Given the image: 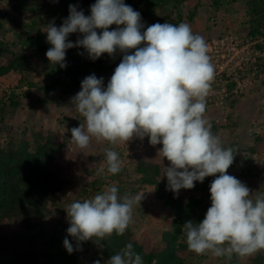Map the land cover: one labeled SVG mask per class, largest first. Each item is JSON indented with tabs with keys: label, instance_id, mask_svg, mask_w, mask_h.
<instances>
[{
	"label": "rangeland",
	"instance_id": "374dc122",
	"mask_svg": "<svg viewBox=\"0 0 264 264\" xmlns=\"http://www.w3.org/2000/svg\"><path fill=\"white\" fill-rule=\"evenodd\" d=\"M128 1L124 0V3L129 4ZM93 3L95 0H0V151H15L22 138L30 144L35 141L47 143L54 149L51 170L64 182L56 197L61 201V207L50 200L39 206L43 214L34 217V226L38 225L32 230L23 228L18 222L0 223V241H5L0 244V263L8 264L28 249L20 241L17 243L22 233L39 257H43L40 264H56L62 255L68 263L77 264L80 259L81 264H94L96 260L105 264L108 259L103 242L109 237L77 242L67 234L70 225L63 210L77 195L82 194V200L90 199L115 185L120 196L128 193L143 195L140 206H134V222L125 231L127 242L143 252L164 254L169 248L174 249V253L188 264H264V249L243 258L233 255L231 260L214 257L210 252L197 255L187 249L183 225L179 231L175 230V222L183 212H192V218H204L210 207L209 185L214 176L206 177L202 183L194 182L193 189H181L176 195L167 190L164 176L170 162L160 157L158 149L161 145H150L147 137L116 145L93 138L85 149L71 141L70 129L84 122L70 103L80 86L71 83L64 71L49 63L45 56L48 48L36 55V46L47 42L45 31L49 23L54 22L59 27L68 17L70 4L76 5L77 10H83L87 16ZM138 6L132 8L141 14L145 29L154 23H173L168 21V15L174 17L177 14L179 17L173 24H189L205 41L216 36H208L211 29L222 32L227 27L243 36L262 39L261 46L264 47V27L258 34L249 35L253 26L250 21L254 19L248 12L251 9L249 0H186L179 4L174 0H145ZM112 26L117 27L111 25L109 30ZM81 38L82 34L72 33L67 39L75 43ZM35 42L38 43L36 46ZM98 59L105 60L101 67L86 68L91 64L88 61L84 69L97 78L102 77L106 87L122 54L118 52L114 57L102 54ZM72 66L75 69L76 64ZM236 101L237 105L227 114V123H221V117L215 122L214 112L206 117L211 123V132L219 136L225 148L231 147L236 152L228 174L246 184L253 191L254 199L257 194L264 193V58L259 83ZM13 102L19 104L17 108L12 106ZM106 148L115 150L122 161L121 171L117 174L118 184L107 183L110 174L107 173ZM141 163L145 169L143 173L136 169H141ZM101 167L105 171L97 175V169ZM152 174L161 191L155 183L141 181ZM67 200L70 203H65ZM65 238L73 246L71 254L63 246Z\"/></svg>",
	"mask_w": 264,
	"mask_h": 264
},
{
	"label": "clouds",
	"instance_id": "9594fccd",
	"mask_svg": "<svg viewBox=\"0 0 264 264\" xmlns=\"http://www.w3.org/2000/svg\"><path fill=\"white\" fill-rule=\"evenodd\" d=\"M68 11L59 27L54 22L46 26L49 63L65 68L66 51L73 47H82L93 61L102 54H122L106 87L102 77L91 74L71 98L84 119L70 129L71 141L85 149L93 138L116 145L147 137L150 145H161L160 157L170 162L164 171L167 190L178 195L181 189H193L194 182L215 177L203 220L183 224L188 251L231 260L233 255L243 258L264 249V193L253 199V191L228 174L236 152L223 146L206 117L215 70L205 39L184 22L154 23L145 29L141 14L124 0H95L87 16L73 4ZM111 25L117 27L109 30ZM72 33L82 38L73 43L67 39ZM105 155L107 173H119L118 153L106 148ZM104 171L98 168L97 175ZM142 198V194L120 196L113 185L93 198L72 202L65 209L67 234L77 242L123 235ZM63 246L69 254L74 251L67 238ZM105 264H143V260L129 243Z\"/></svg>",
	"mask_w": 264,
	"mask_h": 264
},
{
	"label": "trees",
	"instance_id": "16d2710c",
	"mask_svg": "<svg viewBox=\"0 0 264 264\" xmlns=\"http://www.w3.org/2000/svg\"><path fill=\"white\" fill-rule=\"evenodd\" d=\"M174 1L175 4H179L181 1L186 0ZM144 2L145 0H133V2L129 0L128 5L139 8V3ZM249 4L251 9L248 12L254 18L252 21H250V24L253 26L249 35L253 36L258 34L259 30L264 27V0H249ZM168 17H170L168 21L171 20L173 23L176 22V17H172V14L168 15ZM0 26L2 29V23H0ZM113 28L115 27L112 26V29ZM97 31L99 32V30ZM37 42L34 43L35 46L38 44ZM50 46L51 45L49 43L42 42L40 46H36V55L42 54ZM260 48L264 49L263 46H260ZM82 54H85V58H82ZM88 61H90L91 64H89L86 68H92L95 67V65L101 67V65L105 63V60L103 59H96L95 61L89 59L86 51L82 47H73L66 51L65 63L67 66L65 68H61L59 65H54V68L59 71H64L66 74L65 76L70 79L71 83H76L78 86H80L81 81L88 75H91L84 69ZM74 64H76L75 69H73L72 66ZM11 104L15 108H17L19 105L15 102ZM234 105H237V101H235ZM24 140V138L20 140L19 146L15 151H0V223L18 222L20 226H23V228L32 230L38 225L37 224L34 226V217L36 215L38 216L39 214H43V210H39V206L43 205L47 200H50L54 203V205H57L58 208L61 207V201L56 200V197L60 194L61 187L63 186L64 182L60 180V177L57 173L51 170V165L54 158V149L47 143L41 144L34 140L35 142H31L30 144L28 140L27 142ZM141 165L142 163L140 166ZM142 166L141 169L139 167L136 168L140 171V173H143L144 171L142 170H145L142 168ZM117 174L109 175L110 179L107 181L108 185L119 183V175ZM141 179L143 182L155 183L158 191H161L162 188L156 182L153 174L148 178L144 177ZM96 191H94L95 194L97 193ZM81 196L83 195H77V198L74 199V202L83 201ZM67 202L68 200L65 203ZM68 203H70V201ZM35 212L36 214H34ZM63 212L66 213L65 209ZM192 214V212H183V215L179 216L180 219L178 222H175V230L179 231L180 225H183L185 221L194 220L199 222L203 220L201 218H192ZM108 237L109 239L103 242V246L105 248L104 254L106 255L107 259H109L110 256L120 252L127 244H129L127 242L125 233L123 235H116L113 233ZM18 239L19 240H17V243L20 241L21 244L25 245V247H28V249H26L25 252H22L19 258L17 257L15 260L8 261V264H40L43 257H39L35 247L30 245L31 242L29 243L26 241L27 239L25 235L22 233L19 234ZM4 243V240L0 241V244ZM132 246L133 250L142 257L143 264H188L174 253V249L169 250L170 244L168 245L169 249L167 248L168 252L164 254H147L143 252V250L138 246ZM53 258L51 260H53ZM77 261V264H81L82 262L80 259ZM44 264H52V262H46ZM56 264L74 263H68L65 260V257L62 255Z\"/></svg>",
	"mask_w": 264,
	"mask_h": 264
},
{
	"label": "built area",
	"instance_id": "2783aa9c",
	"mask_svg": "<svg viewBox=\"0 0 264 264\" xmlns=\"http://www.w3.org/2000/svg\"><path fill=\"white\" fill-rule=\"evenodd\" d=\"M206 43L215 70V79L206 98V115L214 112L215 122L221 117V123H227V114L234 109L235 101L259 83L263 40L243 36L226 27Z\"/></svg>",
	"mask_w": 264,
	"mask_h": 264
},
{
	"label": "crops",
	"instance_id": "0c3cea01",
	"mask_svg": "<svg viewBox=\"0 0 264 264\" xmlns=\"http://www.w3.org/2000/svg\"><path fill=\"white\" fill-rule=\"evenodd\" d=\"M175 14V13H174ZM175 17L177 18V14H175ZM223 31V30H222ZM218 33H221V31H219V30H217V29H211L210 31H209V35L208 36H210V35H219Z\"/></svg>",
	"mask_w": 264,
	"mask_h": 264
}]
</instances>
